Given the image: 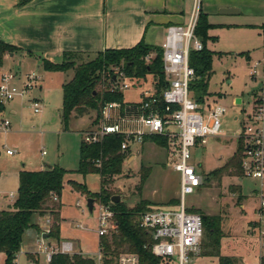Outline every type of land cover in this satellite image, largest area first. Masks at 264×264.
Wrapping results in <instances>:
<instances>
[{
  "label": "rangeland",
  "instance_id": "1",
  "mask_svg": "<svg viewBox=\"0 0 264 264\" xmlns=\"http://www.w3.org/2000/svg\"><path fill=\"white\" fill-rule=\"evenodd\" d=\"M205 1L198 0V5L201 2L204 6ZM259 1L253 6L251 3L246 4L240 14H221L219 10L213 9L212 14L208 15L207 20L213 25L210 34L214 39L207 40L206 46L217 54L213 56L209 76L203 78L208 82L207 94H202L201 82L197 80L191 81L194 88L190 90L193 100L200 96L203 99L209 98V101L223 105L226 111L221 117V134L217 142L211 140L209 144L194 148L192 162L202 175L203 184L186 195L185 205L190 212L220 218L222 236L219 256L229 257L233 264H259L260 257L264 256V238L260 237V231L264 230V218L259 222L255 211V182L244 177L238 181L231 168L217 171L226 166L235 154L240 142L235 133L245 125L244 113L251 110L254 95L264 86L260 76L254 80L249 75L250 65L254 60L260 59L264 51V28L261 27L264 25V0ZM65 59L73 66L67 71L45 70L28 59L21 66L16 64L14 58L4 64V70L19 76L37 73L41 79L28 94L2 102L0 119H8L10 129L7 132L0 130V209L12 208L16 196L11 198L9 194H16L20 169L37 170L50 164L72 171L65 178L61 194L63 220L60 218L58 221L59 237L61 240H72L76 251L90 255L96 249V214L100 201H94L93 211L89 212L86 206L89 197L79 189L97 192L100 188V177L94 173L83 175L76 170L82 134L94 127L97 116L92 109L82 112L75 110L70 114L67 124L63 125L60 108L62 84L72 77L76 66L95 61L98 55L75 54L67 55ZM113 66L116 65H108L103 69L108 70ZM2 72L0 69V74ZM151 79V75H147L144 80L127 77L125 81L128 88L122 91L123 100H139L140 91L151 86ZM15 85H20V82H15ZM235 97L241 98V102H232ZM32 98L42 101V112H33L29 101ZM10 109H14L15 113L10 114ZM235 116L238 118L235 119ZM7 149L14 154L7 155ZM130 150V155L122 163L121 173L115 175L112 184L107 187L115 195H119L120 200L128 207H133L140 199H145L149 202L146 210L176 208L179 201L180 173L168 164L166 149L154 141H148L133 144ZM132 155L135 158L129 160ZM141 166L151 168L143 184L140 183ZM77 201L80 206L76 205ZM35 222L39 225L41 217L35 216ZM76 224L81 227H76ZM33 229L28 228L24 232L21 251L29 246L33 247ZM211 252V239L204 229L199 255L190 264H219V256L211 255ZM17 255L19 264H25L24 253L18 251ZM3 261L4 254L0 253V264Z\"/></svg>",
  "mask_w": 264,
  "mask_h": 264
},
{
  "label": "built area",
  "instance_id": "2",
  "mask_svg": "<svg viewBox=\"0 0 264 264\" xmlns=\"http://www.w3.org/2000/svg\"><path fill=\"white\" fill-rule=\"evenodd\" d=\"M199 10L197 0L187 23L172 24L166 28L160 48L167 86L161 93H156L155 80L152 78L151 86L140 91L139 100L104 102L94 127L82 134V142L85 144H98L109 135H120V151L129 150V153L131 145L145 143L146 137L166 138L164 149L168 154V164L180 173L178 205L173 209H148L138 217V224L151 240L150 250L159 258V264H190L199 255L204 232L203 220L199 213L188 211L185 205L186 195L193 193L203 184V177L192 162V154L196 146L202 147L210 138L221 134V117L226 111L223 105L209 101V98L198 101L193 100L190 95L189 86L195 78V71L188 62L189 52L203 47L194 32ZM150 57L147 55L145 60L148 61ZM111 70L113 75L103 87L111 92L127 89V76L122 66H113ZM249 75L254 80L260 76L264 81V51L262 57L250 65ZM40 79L37 73H25L23 76L11 71L1 73L0 103H5L15 96L28 94ZM18 81L19 87L15 85ZM29 101L34 113L42 112L41 100L32 98ZM237 118L235 116V119ZM243 120L245 125L235 133L242 146V174L236 176V179L239 181L244 177L255 182V211L260 222L264 218V86L254 95L251 110L244 113ZM9 129L10 121L0 119V130L7 132ZM5 152L7 155L14 154L10 149ZM42 154H45V151H42ZM95 164L99 166L100 160L97 159ZM15 196L12 192L9 194L11 198ZM52 200L58 202L59 198L54 194ZM111 203L98 204L97 243L95 251L90 255L76 251L72 240H61L51 234L54 223L51 214L38 216L41 217V223L37 225L38 231L32 228L35 231L33 247L29 246L22 251L19 249V252L24 253L25 264H55V255H79L91 259L93 264H104L105 259L112 258V255L106 253L102 239L111 242L117 232ZM76 205L80 206V202L77 201ZM75 226L81 227L80 224ZM260 237L264 238V230L260 231ZM18 258L19 255L16 254L12 264H19ZM112 264H140L139 256L131 251H120L113 257Z\"/></svg>",
  "mask_w": 264,
  "mask_h": 264
},
{
  "label": "trees",
  "instance_id": "3",
  "mask_svg": "<svg viewBox=\"0 0 264 264\" xmlns=\"http://www.w3.org/2000/svg\"><path fill=\"white\" fill-rule=\"evenodd\" d=\"M27 1L29 0H22L21 3ZM211 26L208 23L207 15L199 10L194 32L203 47L200 50H191L188 62L195 71L193 80L201 82L200 90L204 96L207 94L208 82L203 80V78L207 75L209 76L212 69L213 56L217 54L206 46L207 40L211 39L208 35V30ZM17 50L19 48L16 46L0 40V66L3 64L5 54L14 53ZM75 54H64L60 63H52L41 59V66L49 71H67L73 66L65 59V56ZM97 55V60L76 66L73 69L72 77L61 86L62 105L60 118L63 125L67 124L70 114L75 110L82 112L86 109H92L95 110L96 116H98L99 109L104 102L123 101V92H111L102 87L113 75L111 68L108 70L103 69L105 66L112 64L121 65L125 75L129 78L144 80L147 75H151L155 80L154 86L157 94L161 93L167 86L163 73L160 46L148 45L140 41L132 48L106 49L98 52ZM147 55L151 56L148 61L145 60ZM189 87L192 91L194 85L190 83ZM202 99L203 97L200 96L197 100L201 101ZM2 109L3 104L0 103V111ZM121 141L122 137L120 135H109L98 144H85L82 141L80 143L78 169L76 172L83 175L98 174L100 177V188L94 193L85 188H80L79 190L87 193V196L93 198L94 201L99 199L100 203L103 204L112 202L111 197L115 195V192L107 186L112 184L115 175L121 173L122 163L130 155L129 150L127 152L120 151ZM148 141H154L163 148L166 146L165 137L149 136L145 139V142ZM241 151L242 146L239 142L233 157L226 166L219 168L217 171L222 172L231 168L236 176H241ZM97 159L100 160L99 166L95 164ZM150 171L151 168L141 166L140 183L143 184L145 182ZM70 173L72 171L58 165H47L42 170L21 169L19 171L16 197L12 208L0 209V253L4 254L3 264H12L20 249L24 232L28 228L38 227L35 222V216H42L46 213L51 214L54 221L51 234L55 238H59L60 227L58 221L60 220L61 203L59 201L54 202L52 196L56 194L58 198L61 197L66 175ZM111 204L117 232L113 235L111 242L104 238L102 239L106 253L112 255V258L105 259L104 264H112L113 257L124 250L137 253L140 264H159V258L155 257L150 250L151 240L146 231L138 224V217L146 210L149 202L145 199H140L133 207L126 206L122 200ZM201 217L207 236L211 239L213 252L210 254L219 256V243L222 236L220 218L218 216ZM53 261L55 264H93L91 259L82 258L79 255H73L72 257L55 255ZM219 261V264L234 263L227 256H219ZM259 264H264V256L260 257Z\"/></svg>",
  "mask_w": 264,
  "mask_h": 264
},
{
  "label": "crops",
  "instance_id": "4",
  "mask_svg": "<svg viewBox=\"0 0 264 264\" xmlns=\"http://www.w3.org/2000/svg\"><path fill=\"white\" fill-rule=\"evenodd\" d=\"M21 1L0 0V40L19 48L4 55L0 66L3 72H7L3 69L4 64L11 58L16 59L18 66L28 59L41 68V59L60 63L66 53L93 55L106 49L132 48L140 41L160 46L167 26L187 23L197 0ZM259 2L206 0L204 6L200 2L199 8L208 18L213 9L220 12L222 8H231L235 11L228 14H240L246 4L253 6ZM212 27L208 35L214 39L210 34ZM261 27L264 28V25ZM9 113L14 114L15 110L10 109ZM217 138H210L207 144L211 140L217 142ZM132 158H135L134 155L129 160ZM47 165L50 164L37 170ZM59 202L62 207L61 197ZM60 218L63 220L61 209Z\"/></svg>",
  "mask_w": 264,
  "mask_h": 264
},
{
  "label": "water",
  "instance_id": "5",
  "mask_svg": "<svg viewBox=\"0 0 264 264\" xmlns=\"http://www.w3.org/2000/svg\"><path fill=\"white\" fill-rule=\"evenodd\" d=\"M235 10H233V9H231V8H222L221 10H220V12L221 13H232V12H234ZM114 76H113V80H114ZM235 102H241V98H236L235 99ZM120 200V196L119 195H113L112 197H111V201L113 202V203H117L118 201ZM93 203H94V199L93 198H88L87 199V204H86V206H87V208H88V211L89 212H92L93 211ZM46 237V236H45Z\"/></svg>",
  "mask_w": 264,
  "mask_h": 264
}]
</instances>
